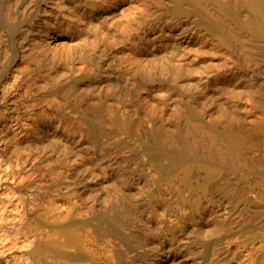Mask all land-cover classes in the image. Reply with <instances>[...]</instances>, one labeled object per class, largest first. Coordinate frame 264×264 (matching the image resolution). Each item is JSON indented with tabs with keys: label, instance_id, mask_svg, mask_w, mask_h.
<instances>
[{
	"label": "bare ground",
	"instance_id": "6f19581e",
	"mask_svg": "<svg viewBox=\"0 0 264 264\" xmlns=\"http://www.w3.org/2000/svg\"><path fill=\"white\" fill-rule=\"evenodd\" d=\"M0 264H264V0H0Z\"/></svg>",
	"mask_w": 264,
	"mask_h": 264
}]
</instances>
